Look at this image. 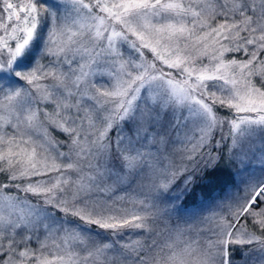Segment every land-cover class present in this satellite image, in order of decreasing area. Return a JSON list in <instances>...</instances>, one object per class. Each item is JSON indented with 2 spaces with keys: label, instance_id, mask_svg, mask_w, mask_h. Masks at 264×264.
<instances>
[{
  "label": "snow or ice",
  "instance_id": "obj_1",
  "mask_svg": "<svg viewBox=\"0 0 264 264\" xmlns=\"http://www.w3.org/2000/svg\"><path fill=\"white\" fill-rule=\"evenodd\" d=\"M0 264H264V0H0Z\"/></svg>",
  "mask_w": 264,
  "mask_h": 264
},
{
  "label": "trees",
  "instance_id": "obj_2",
  "mask_svg": "<svg viewBox=\"0 0 264 264\" xmlns=\"http://www.w3.org/2000/svg\"><path fill=\"white\" fill-rule=\"evenodd\" d=\"M218 174H222V173H218ZM203 187H204V185L201 184V187L196 189L195 196L189 198V200L187 201L188 204H191V203H192V200H194V199H198V198L200 197V195H201V189H202ZM12 191H14V190H12Z\"/></svg>",
  "mask_w": 264,
  "mask_h": 264
},
{
  "label": "rangeland",
  "instance_id": "obj_3",
  "mask_svg": "<svg viewBox=\"0 0 264 264\" xmlns=\"http://www.w3.org/2000/svg\"><path fill=\"white\" fill-rule=\"evenodd\" d=\"M126 54H127V50H126ZM134 55V54H133ZM229 55H233V54H229ZM96 79L97 80H100L101 78L100 77H96ZM105 79H106V77H105ZM225 112H226V110H225Z\"/></svg>",
  "mask_w": 264,
  "mask_h": 264
}]
</instances>
